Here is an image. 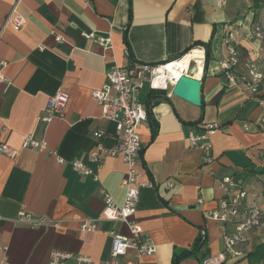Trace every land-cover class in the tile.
Instances as JSON below:
<instances>
[{
    "label": "crops",
    "instance_id": "obj_1",
    "mask_svg": "<svg viewBox=\"0 0 264 264\" xmlns=\"http://www.w3.org/2000/svg\"><path fill=\"white\" fill-rule=\"evenodd\" d=\"M16 2L0 0V74L6 79L0 82V145L19 151L14 159L0 152V264H50L53 251L83 255L93 264L108 260L111 232L128 235V229L105 219L104 195L123 204L128 169L120 156L105 158L101 167L91 161L99 144L94 133L112 130L92 93L103 88L115 66L127 67L130 59L163 65L194 45L186 56L205 55L202 73L194 75L202 81V106L148 85L139 94L157 129L153 133L149 121L139 126L143 151L136 171L138 181L151 186L141 189L134 221L156 246L147 264H173L176 254L190 249L201 234L207 238L208 255L220 253L223 224L214 214L224 198L221 180L236 176L248 192V202L264 208V175L250 174L264 168V127L259 125L264 80L259 95H253L242 82L229 87L220 69L227 54L223 37L231 33L239 51L237 76L245 77L253 63L264 74V42L245 40L264 24V0H229L223 7L218 0ZM14 8L26 20L18 30L5 25ZM91 33L109 36L112 48L85 36ZM59 92L69 95V103L63 117L47 124L42 120L47 101ZM211 124L219 128L210 137L208 161L203 151L190 149L187 139L192 129ZM26 137L47 141L58 157L23 149ZM75 160L99 179L76 172ZM22 211L61 223L33 228L18 222ZM86 220L97 221L95 232L81 229ZM261 243L264 231L251 233L241 247L245 257L225 264H250L247 255ZM178 264L202 262L188 258Z\"/></svg>",
    "mask_w": 264,
    "mask_h": 264
},
{
    "label": "built area",
    "instance_id": "obj_2",
    "mask_svg": "<svg viewBox=\"0 0 264 264\" xmlns=\"http://www.w3.org/2000/svg\"><path fill=\"white\" fill-rule=\"evenodd\" d=\"M20 1L17 0L16 3L18 4ZM228 1L218 0L221 7L225 6ZM8 24H12L14 29L18 30L26 24V20L18 15L16 8H14L6 19L5 25ZM85 36L105 49L112 48V40L109 36H97L94 33ZM224 36L223 43L226 46L227 54L220 62V69L226 80H228L229 87H239L242 82L253 95H259V87L264 80V74L260 71L259 66L253 63L248 66L245 77H238L236 68L239 66V51L232 45L234 35L229 33ZM56 40L62 41L60 37H56ZM245 40L264 42V24L254 27L252 31L246 34ZM126 55L131 58V54L128 51ZM183 58L170 63L180 62ZM204 62L205 55L202 59V63ZM165 65L144 64L131 59L127 67L115 66L110 69L106 74V84L102 89L92 93V97L103 108L104 119L109 127L114 130L113 135L116 138V143L111 147H106L100 139L103 135L109 133L108 130L95 132L94 137L99 144L97 149L91 154V161L101 167L105 158L120 156L128 169L122 182V186L126 191L123 204L119 206L111 195L107 193L104 195L105 219L123 223L128 229V235H120V233L115 231L111 232L113 239L112 248L108 260L103 264H147L146 260L156 253L154 243L146 237L141 226L134 221L140 201L141 189L151 186L149 183H140L136 171L137 163L143 151L139 126L149 121L147 107L141 102L139 94L147 85L151 90L172 92L178 79L189 75L194 77V73H191V68L195 66L194 62L191 61L189 68H183L181 71L182 75L178 78L169 77V71L165 69L167 67ZM5 81V77L0 74V82ZM69 99V95L64 92H59V94L57 93L50 97L47 101L45 115L42 118L43 122L50 124L55 118L63 117ZM259 125L264 127V116L259 121ZM218 128V125L211 124L192 129L187 139L190 149L203 151L206 159L211 161L213 145L210 137ZM22 148L40 152L49 151L47 141H37L32 139V137L24 139ZM0 152L11 159L19 155L17 149L5 143L0 145ZM49 152L51 155L57 156L55 152ZM58 162L61 165L65 163L62 158H58ZM72 167L83 176H93L96 180L99 179L98 174L82 161H73ZM167 185L171 186L170 183H167ZM220 186L221 190L224 191V198L218 203L219 206L214 217L223 224V249L215 256L206 257L202 264H225L230 260L244 258L245 253L241 250V247L249 243L251 233L264 231V208L248 202V192L243 182L236 176H226L221 180ZM18 222L33 228L57 227L61 223V221L47 217L35 218L25 211L19 213ZM96 222V220L83 221L80 223L81 229L85 232L93 233L97 230ZM50 264L93 263L83 255L53 251L50 256Z\"/></svg>",
    "mask_w": 264,
    "mask_h": 264
},
{
    "label": "trees",
    "instance_id": "obj_3",
    "mask_svg": "<svg viewBox=\"0 0 264 264\" xmlns=\"http://www.w3.org/2000/svg\"><path fill=\"white\" fill-rule=\"evenodd\" d=\"M126 39H127V34L125 35V40ZM196 46L197 45H194L193 47L189 48L187 51H185V53H183L182 55H180L179 57H177L174 60L183 58L184 56H186L188 54L189 51H191ZM209 59H210V53H209V51H207L206 61L208 62ZM130 61H131V59H130ZM165 64H167V63H164L163 65H165ZM153 91L165 92V91H160V90H153ZM148 118H149V123L151 125V128L153 130V133H155V131L157 129V125L151 119L149 112H148ZM113 132H114V130L112 129L111 134L106 133L100 139V141L106 147H111L116 143V138L114 137ZM250 174H252L255 177H257L258 175H264V168L253 169V170H251ZM207 244L208 243H207L206 236L204 234H201L196 239L195 243L193 244V246H191L190 249L182 250L178 254H176L174 260L172 261L173 264H178L182 260H185L188 258H191V259L195 258V259H198L202 262L204 259H206V257L209 256L208 255V248L206 246ZM247 257L250 258V264L262 263V261H264V243H261V245L258 246L254 252L249 253L247 255Z\"/></svg>",
    "mask_w": 264,
    "mask_h": 264
},
{
    "label": "water",
    "instance_id": "obj_4",
    "mask_svg": "<svg viewBox=\"0 0 264 264\" xmlns=\"http://www.w3.org/2000/svg\"><path fill=\"white\" fill-rule=\"evenodd\" d=\"M196 70V66H193L191 73H195ZM202 86V81L194 78L193 75L184 76L178 79L171 94L195 107H200L203 105Z\"/></svg>",
    "mask_w": 264,
    "mask_h": 264
},
{
    "label": "bare ground",
    "instance_id": "obj_5",
    "mask_svg": "<svg viewBox=\"0 0 264 264\" xmlns=\"http://www.w3.org/2000/svg\"><path fill=\"white\" fill-rule=\"evenodd\" d=\"M202 59L203 56L199 52H194L191 55L186 56L183 58L182 61L176 62V63H168L165 69L169 71V77H181V71L182 69H188L191 61L194 62V65L196 66L197 70L195 71L194 75L199 76L202 73L203 65H202Z\"/></svg>",
    "mask_w": 264,
    "mask_h": 264
}]
</instances>
